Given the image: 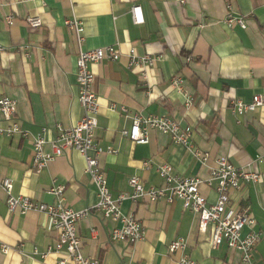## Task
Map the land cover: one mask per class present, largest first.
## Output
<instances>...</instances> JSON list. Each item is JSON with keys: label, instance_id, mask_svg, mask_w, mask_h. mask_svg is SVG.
<instances>
[{"label": "crops", "instance_id": "0c3cea01", "mask_svg": "<svg viewBox=\"0 0 264 264\" xmlns=\"http://www.w3.org/2000/svg\"><path fill=\"white\" fill-rule=\"evenodd\" d=\"M133 4L141 7L140 23L132 20ZM230 13L243 16L246 26L227 25L224 18ZM8 14L13 16L10 24L4 20ZM27 15L38 16L41 24L29 26ZM72 17L83 27L80 45L64 23ZM262 18L264 0H0V44L5 48L0 53V95L15 100L13 118L28 133L0 132V177L12 180L14 193L48 203L57 200L50 186L63 185L65 203L88 208L76 228L82 253L99 264H177L183 254L194 264H249L241 261L237 248L225 243L214 247L211 225L199 230L198 216L180 199H122L121 212L137 218L143 236L111 240L109 232L120 222L95 208L96 188L76 149L67 147L41 168L32 165L31 136L42 132L52 139L57 124L71 126L82 115L75 80L78 49L114 44L120 51L117 58L89 63L99 101L94 130L101 147L98 160L112 196L130 191L131 175L146 186L160 185L157 165L162 162L180 176L207 178L215 158L225 154L260 174L256 181L230 188L228 205L247 207L254 218L252 229L262 234L253 247L252 264H264V103L241 113L232 109L236 98L249 102L255 94L264 97ZM130 47L154 56V62L128 65ZM175 75L190 93L188 106L170 85ZM134 114L167 115L189 126L191 147L151 126L147 142L132 140L122 130L129 129ZM12 122L0 113V128ZM195 148L208 153L204 162L194 155ZM199 190L208 202L215 201V191L206 183ZM5 196L0 186V242L10 246L7 252L0 249V264H58V254L47 251L56 237L49 215L34 209L10 212ZM178 237L184 238V247L168 251L169 242Z\"/></svg>", "mask_w": 264, "mask_h": 264}, {"label": "built area", "instance_id": "2783aa9c", "mask_svg": "<svg viewBox=\"0 0 264 264\" xmlns=\"http://www.w3.org/2000/svg\"><path fill=\"white\" fill-rule=\"evenodd\" d=\"M132 20L135 23L143 21L141 7L133 4L130 8ZM29 26L35 27L41 24L38 16L27 15L25 18ZM4 20L10 24L13 16L8 14ZM227 25L237 24L240 27L246 26V21L239 14H227L224 18ZM66 27L73 31L75 38L80 45L84 40L83 27L81 22L75 18L64 20ZM264 24V18L261 19ZM4 46L0 44V53L4 51ZM120 54L118 47L114 44H107L90 49L79 48L76 55L75 80L77 85V99L82 107V115L71 126L64 127L60 124L56 126V133L52 139H46L42 132L31 136L32 165L38 169L56 156H59L67 147L76 149L84 158V171L96 188L97 202L95 208L100 211L102 216L117 220L119 226H113L109 232L111 240H130L137 241L143 236V227L137 218L131 213L124 214L120 210V202L124 198L136 200L145 198L150 201L164 198L167 201L180 199L182 206L188 208L198 216L199 230H205L211 225V244L215 247L222 243L227 246L237 248L241 251V261L252 264V250L262 232L252 229L254 218L249 214L247 207H229L228 190L238 188L242 183L256 181L260 174L257 170L245 166L234 164L225 154L215 158V165L209 169L207 178L200 176H180L172 172V167L167 162L157 165V172L162 178V183L158 186L144 185L137 175L128 178L130 186L129 192H119L112 196L109 191L107 180L102 170L98 153L101 147L95 142L94 130L97 126V115L99 112V101L93 90L94 74L89 67L91 62H99L102 59L113 60ZM128 65H151L155 57L149 53L137 54L134 47H130L127 52ZM170 85L176 88L184 96V102L188 106L191 103L189 91L184 86V79L180 75H175L170 80ZM264 103V97L260 94L252 96V100L245 102L236 98L232 102V109L241 113L252 110L256 106ZM16 102L13 98L0 95V113L4 120L13 122L0 132L6 133L20 132L28 135L27 131L22 130L14 120ZM155 127L163 133L170 135L173 142L190 146L189 126H182L173 118L167 115L148 114L141 116L134 114L129 129H123L122 133L136 142H147V127ZM44 128H42V131ZM49 145V150L45 145ZM93 150L94 153L90 151ZM194 155L202 162L208 156L206 151L198 149L192 150ZM148 166L149 161L143 162ZM206 183L216 194L214 202H208L206 197L200 192L199 186ZM0 186L5 191V202L10 212L18 211L24 213L29 209L46 212L51 220V224L56 231L53 243L48 246L58 254V264H99L97 258L84 255L81 250V240L77 233V221L87 215L88 208L75 209L64 202L63 185H52L49 192L56 195L57 200L53 203L31 199L28 196L16 194L12 190V180L3 176L0 177ZM244 227H250L243 232ZM184 238L178 237L171 240L168 244V251L172 252L184 247ZM9 245L0 242L2 252H7ZM46 251L43 252V256ZM177 264H194V261L186 254L176 259Z\"/></svg>", "mask_w": 264, "mask_h": 264}]
</instances>
